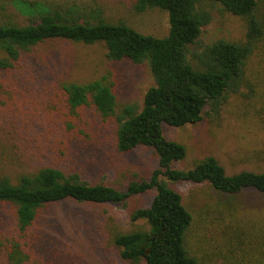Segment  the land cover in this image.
Listing matches in <instances>:
<instances>
[{"label": "trees", "instance_id": "obj_1", "mask_svg": "<svg viewBox=\"0 0 264 264\" xmlns=\"http://www.w3.org/2000/svg\"><path fill=\"white\" fill-rule=\"evenodd\" d=\"M16 5L20 10L22 6L36 9L26 14L30 18L28 26L0 25L2 73L18 72L25 53L50 41L104 43L111 61L127 59L136 65L148 62L155 85L145 93L141 110L129 106L117 117V148L122 154L150 149L158 168L149 178L131 182L126 191L104 184L90 185L78 174L66 175L54 167L24 174L17 183L0 174V264H34L33 229L42 210L67 200L123 205L129 210L131 222L147 223V230L115 236L114 244L124 261L201 264L188 247L195 217L182 195L172 188L178 183L208 184L223 200L221 205L232 213L227 225L216 228L223 239L222 243L215 240L217 254L226 264H264V171L228 175L213 156L192 169H176L174 164L185 159L187 149L168 140L162 130L163 125L180 128L205 117L216 119L243 89L254 92V84L264 86L262 74L257 77L258 83L250 78L251 60L260 52L264 55V0H136L138 13L159 8L168 14L169 32L165 37L142 34L125 23H109L99 11L92 23L40 3L21 0ZM210 5H221L245 20V38L218 39L199 46L203 29L212 21ZM62 86L72 109L93 106L105 118L115 115L116 95L104 81ZM260 95L264 106V93ZM150 192L155 194L148 206L136 200ZM238 211L241 216L234 217Z\"/></svg>", "mask_w": 264, "mask_h": 264}, {"label": "rangeland", "instance_id": "obj_2", "mask_svg": "<svg viewBox=\"0 0 264 264\" xmlns=\"http://www.w3.org/2000/svg\"><path fill=\"white\" fill-rule=\"evenodd\" d=\"M16 1L21 0H0V25L30 24L26 14L31 15L35 6H22L20 10ZM27 1L82 22H95L93 15L99 11L107 22L125 23L145 35L165 37L169 32L165 11L150 8L138 13L136 0ZM210 10L212 21L203 29L199 46L218 39L245 38V20L221 5H210ZM251 64L250 78L258 83V75L264 78V55L260 52ZM95 80L114 89L117 106L112 117H103L93 106L72 109L67 103L63 84ZM154 85L148 62L136 65L127 59L111 61L104 43L50 41L25 53L18 72H0V174L17 183L24 174L54 167L66 175L78 174L90 185L104 184L122 191L133 181L149 178L158 168L157 158L147 148L127 154L118 151L117 117L129 106L141 110L145 93ZM254 85V92L243 89L216 119L205 117L180 128L162 126L168 140L187 149L185 159L174 168L189 170L213 156L228 175L264 171V106L260 95L264 86ZM172 188L182 195L195 217L187 238L190 251L201 264H226L217 254L215 240L222 243L223 239L216 228L227 225L233 216L221 205L219 194L208 184L178 183ZM154 194L136 200L148 206ZM235 216H241L240 211ZM140 229L147 230V223L131 222L129 210L123 205L71 200L50 204L33 229L34 264H132L122 260L114 238Z\"/></svg>", "mask_w": 264, "mask_h": 264}]
</instances>
